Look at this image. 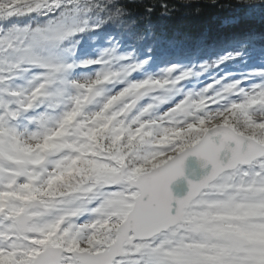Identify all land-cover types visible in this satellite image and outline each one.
Instances as JSON below:
<instances>
[{"label": "snow or ice", "instance_id": "1", "mask_svg": "<svg viewBox=\"0 0 264 264\" xmlns=\"http://www.w3.org/2000/svg\"><path fill=\"white\" fill-rule=\"evenodd\" d=\"M26 7L50 18L0 31V264H264V63L194 90L245 53L153 75L69 46L66 0Z\"/></svg>", "mask_w": 264, "mask_h": 264}, {"label": "trees", "instance_id": "2", "mask_svg": "<svg viewBox=\"0 0 264 264\" xmlns=\"http://www.w3.org/2000/svg\"><path fill=\"white\" fill-rule=\"evenodd\" d=\"M37 2L0 0V31L44 24L50 18L49 13L26 14V6ZM96 2L66 0L73 9L78 7V15L86 20L91 9L85 5ZM162 4L166 7L162 8ZM149 8L154 11H146ZM96 27L102 31L89 41L90 48L85 45L88 52L115 49L135 58L151 53L154 57L148 66L151 73L160 72L169 64L198 66L236 47L245 53L244 58L227 63L223 72L264 63V4L259 0H113L90 23L89 30L92 32ZM217 71L221 70H210L211 74L202 76L207 78ZM20 81L22 78L13 83Z\"/></svg>", "mask_w": 264, "mask_h": 264}, {"label": "clouds", "instance_id": "3", "mask_svg": "<svg viewBox=\"0 0 264 264\" xmlns=\"http://www.w3.org/2000/svg\"><path fill=\"white\" fill-rule=\"evenodd\" d=\"M113 0H98L96 3H88L85 6L91 9V13L87 17V21L89 22L86 27V31L83 33V35H80L73 40L69 41V46H75L77 48L83 47L85 41H90L93 39L92 32L89 30L90 23L94 21L95 18H98L100 16V13H103L105 9L108 7L109 4H111ZM99 9V11H97ZM81 21L84 20V17H80Z\"/></svg>", "mask_w": 264, "mask_h": 264}, {"label": "rangeland", "instance_id": "4", "mask_svg": "<svg viewBox=\"0 0 264 264\" xmlns=\"http://www.w3.org/2000/svg\"><path fill=\"white\" fill-rule=\"evenodd\" d=\"M99 50H101V49H99ZM89 54H92V53L89 52ZM94 54H95V52L92 55H94ZM253 67H256V66L248 67V66L244 65L243 67L241 66L239 68L240 71L237 70V71H235V73H233V71H228V72H231L233 75H236V76H233L232 78L242 79L244 74L247 73ZM162 71H160V72L154 71L152 74L153 75H161ZM218 72H220V71H218ZM209 73L211 74V72H209ZM18 74H20V73H18ZM30 75H31V73H28V74L22 73V74H20L19 76L22 78V81H21L20 85L27 86V79H28V76H30ZM209 77H212V76H209ZM209 77H207V78H204L203 76H201L199 78L193 77L189 82H187L186 87L187 88H192L194 90H199L203 86L204 83L208 82ZM20 127H21V129H23V127H24V122L23 121L20 122ZM79 179H80V177H74L72 180H70V182H75V181H78Z\"/></svg>", "mask_w": 264, "mask_h": 264}, {"label": "water", "instance_id": "5", "mask_svg": "<svg viewBox=\"0 0 264 264\" xmlns=\"http://www.w3.org/2000/svg\"><path fill=\"white\" fill-rule=\"evenodd\" d=\"M174 191H176L177 194H181V193H180V188H178V187L175 188V186H174Z\"/></svg>", "mask_w": 264, "mask_h": 264}]
</instances>
